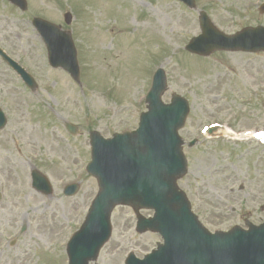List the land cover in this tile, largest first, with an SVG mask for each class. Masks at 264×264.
Masks as SVG:
<instances>
[{
    "label": "rangeland",
    "instance_id": "obj_1",
    "mask_svg": "<svg viewBox=\"0 0 264 264\" xmlns=\"http://www.w3.org/2000/svg\"><path fill=\"white\" fill-rule=\"evenodd\" d=\"M263 2L195 0V9H188L176 0H30L21 12L0 0V44L25 58L37 83L30 90L10 69H0V108L7 116L0 131V264L67 263L66 242L97 192L95 179L85 172L88 133L110 138L136 128L157 68L166 76L162 100L168 103L175 93L189 105L179 130L187 171L176 183L193 213L210 232L246 228L245 221L263 223L264 143L208 137L202 129L211 123L234 131L264 129V52L199 57L184 49L200 33L199 10L233 34L246 26L264 27V12L258 10ZM33 17L70 33L79 82L48 66ZM65 122L75 124L78 134L71 135ZM34 133L42 135L40 142L33 141ZM191 139L196 142L188 147ZM32 168L49 180L50 195L31 187ZM70 183L79 189L64 196ZM134 227L133 210L117 206L111 237L94 264H123L129 252L143 257L161 242L157 233L138 234Z\"/></svg>",
    "mask_w": 264,
    "mask_h": 264
},
{
    "label": "water",
    "instance_id": "obj_2",
    "mask_svg": "<svg viewBox=\"0 0 264 264\" xmlns=\"http://www.w3.org/2000/svg\"><path fill=\"white\" fill-rule=\"evenodd\" d=\"M24 9V0H11ZM194 7V0H180ZM264 6L261 7V11ZM70 22V15H64ZM42 34L53 66L65 69L77 80L79 71L70 35L59 32V27L35 19ZM202 33L193 38L186 49L199 55L214 50L249 51L264 50V28H246L233 36L217 31L205 13H200ZM26 84L33 88L32 79L14 66ZM165 90V77L157 70L146 96L148 111L140 115L138 128L112 139H103L97 132L90 133L91 162L87 170L95 176L99 192L93 200L86 219L67 246L68 264H88L94 260L110 234L109 215L117 204L154 210V216L145 219L137 216V231L146 229L159 232L164 245L146 256L136 259L132 254L125 264H264V224H249L248 231L235 227L229 233L210 235L191 214L183 192L177 189L176 178L185 173L186 162L181 152L177 130L183 125L188 112L184 99L172 95L171 104L164 105L161 94ZM4 117L0 111V129ZM71 132L75 127L66 125ZM32 186L50 194L47 180L37 171L32 174ZM77 184L64 189L66 195L74 194Z\"/></svg>",
    "mask_w": 264,
    "mask_h": 264
},
{
    "label": "bare ground",
    "instance_id": "obj_3",
    "mask_svg": "<svg viewBox=\"0 0 264 264\" xmlns=\"http://www.w3.org/2000/svg\"><path fill=\"white\" fill-rule=\"evenodd\" d=\"M214 134H222V135H225L227 137H230V138H239V137H243V135H238V134H235L233 131H231L230 129H228L227 127H220V128H217L214 132ZM41 136L40 134L38 133H34L33 134V141L34 142H40L41 141ZM43 142H45V144L48 142L47 140H44L43 139ZM49 145V144H48ZM18 264V262H17Z\"/></svg>",
    "mask_w": 264,
    "mask_h": 264
},
{
    "label": "flooded vegetation",
    "instance_id": "obj_4",
    "mask_svg": "<svg viewBox=\"0 0 264 264\" xmlns=\"http://www.w3.org/2000/svg\"><path fill=\"white\" fill-rule=\"evenodd\" d=\"M6 49H7V52L13 56V57H17V60L18 62L21 64V65H26V63L24 62L25 61V58H23V60H21L20 58V55L17 53V51H15L11 46H5ZM26 68V67H25ZM0 69H11L6 63H4L3 61L0 60Z\"/></svg>",
    "mask_w": 264,
    "mask_h": 264
},
{
    "label": "snow or ice",
    "instance_id": "obj_5",
    "mask_svg": "<svg viewBox=\"0 0 264 264\" xmlns=\"http://www.w3.org/2000/svg\"><path fill=\"white\" fill-rule=\"evenodd\" d=\"M262 135V138H264V134H261Z\"/></svg>",
    "mask_w": 264,
    "mask_h": 264
}]
</instances>
